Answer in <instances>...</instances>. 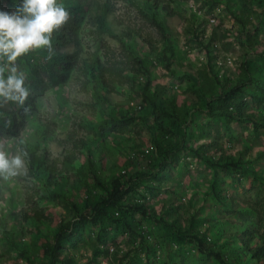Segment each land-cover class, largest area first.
I'll use <instances>...</instances> for the list:
<instances>
[{"label":"rangeland","instance_id":"obj_1","mask_svg":"<svg viewBox=\"0 0 264 264\" xmlns=\"http://www.w3.org/2000/svg\"><path fill=\"white\" fill-rule=\"evenodd\" d=\"M57 2L69 19L52 33L51 51L32 50L17 59L29 96L24 106L0 98V145L11 158L19 155V142L34 144L58 163L66 150L73 169L64 185H48L24 169L7 181L0 178V264H42L41 243L67 220L72 234L62 253L70 261L56 264H219L197 251L190 234H199L228 264H264L241 246L247 227L264 235V0H160L157 7L169 11L162 7L151 18L126 0ZM101 2L108 4L113 33L134 28L124 37L129 48L96 29L93 17ZM18 3L0 0V10L11 12ZM73 36L82 51H95L106 64L129 65L127 50L142 58L149 94L163 105L160 121L169 131L162 133L141 98L145 75L125 69L121 84L111 76L115 84L105 91L79 76L77 58L75 68L64 70L54 53L68 58ZM231 86L241 88L232 102H240L255 122L208 114L207 100H219ZM172 143L174 159L157 169ZM217 156L220 164L239 162L219 166L209 159ZM139 170L151 175L123 202L147 203L150 216L111 209L96 222L75 217L71 202L81 209L103 193L111 177L124 182Z\"/></svg>","mask_w":264,"mask_h":264},{"label":"trees","instance_id":"obj_2","mask_svg":"<svg viewBox=\"0 0 264 264\" xmlns=\"http://www.w3.org/2000/svg\"><path fill=\"white\" fill-rule=\"evenodd\" d=\"M126 1L130 4H133L137 8L141 5L142 7H140L139 9L141 11L144 10L150 18L154 16V12L161 11L162 7L164 10L167 9V12L169 11L167 7H157L158 3H160V0H145V3L142 2V4H140V2H137V0ZM96 6H98V9H96L98 13L93 17V21L96 25V29H98V32H105L107 34H110L114 38L121 39L123 41V43H120L121 46L123 48H129V45L124 40V37L129 38L135 32L134 28L125 26L121 30L120 34L113 33L109 29L106 21V15L109 11L108 4L106 2H101L97 3ZM234 18L242 21L240 17L234 16ZM63 37L64 35L62 34V43L65 41ZM70 39L75 44V49L71 51L68 58H64L60 51H55L54 53V56L58 57L59 60L62 59L65 63V66L63 67L64 70L75 68L73 64L77 63L74 62L75 58H77L81 61L82 64V66H77V68H75V70H78L79 76L81 75V77L85 81L92 80L94 83L98 84L99 89L105 91H110V89L113 88L114 82L111 76L116 77L115 83L118 82L119 84H121L120 77H124L121 72L125 69H127V71L131 72L132 74L140 73V75H145L140 87L141 98L143 101L147 102L150 105L154 122L159 129L163 130L162 133L169 131V129L166 128L165 125L163 126L160 121V116H162L164 113L163 105L156 104V100H154L149 94V71L144 66L142 58H135L134 56H132V53L126 49L128 52V56L131 59V63H129V65L125 64L126 66H123L124 64L122 65V63H120L121 65L119 66H115L111 63L106 64V62L100 59L99 55L95 51H82L81 47L78 44V41L74 36ZM165 48L163 49L161 56L164 60L165 67H168L169 57L166 54ZM240 89L241 88L239 86H231L227 90L223 91L222 97L219 100L212 98L208 99L205 104L208 114L211 116L223 117L225 119H235L238 120V122H245L249 119L253 120V117L250 116V114L244 113L239 108L241 104L240 102H232V99L240 92ZM192 90L194 92H197L196 87L194 89L192 88ZM253 121L255 122V120ZM261 125L264 126V123H262ZM11 133L16 135L17 132L13 131ZM165 149H167L166 152L158 160L157 169H161L164 165L171 162L176 155L177 147H175L173 143L166 144L164 150ZM18 151L19 155H21V157L24 159L26 170L30 172L35 178L40 179L44 177L45 183L48 185L50 183L58 185L67 184V173L73 169L72 154L70 155L66 150H63L62 160L58 163L56 159L50 157L46 151L36 149V146L34 144L19 142ZM25 152L27 153V156H24ZM203 153L204 151L201 152L200 156H203ZM209 159H213L219 166H222L226 163L228 165H234L239 162L238 159L234 160L230 158L227 160V162H223V164H220L217 162L219 160V156ZM150 175L151 173L141 172L140 170L135 171L133 173V176L129 174L124 182H121V180L117 176L111 177L108 181L107 186L102 187L103 193L96 196L95 199L92 200V202L84 204L81 209L76 207L74 203H70L75 217L77 219H86L91 222H96L101 218H107L109 216L108 212L111 209L115 211L124 209L130 211L131 213H137L141 216H150V210L152 211V208L149 207L147 203L139 201H133L130 203L123 202L124 197L130 190H132V188L138 183V181L146 177H150ZM262 175L264 178V172ZM93 176L94 178H96L95 175ZM218 199H220V196H218ZM10 219L14 224H18L17 220L14 217H11ZM34 219L35 218H33V222L36 223L37 221ZM72 225L73 222L71 220L59 222L55 228L54 233L52 234V237L41 243L42 254L46 259L42 264H56L61 260L70 261V259H67V256L62 253V243L69 240L70 235L72 234ZM241 234L243 236L242 239H244V242H242L241 246L248 249V254L246 255H249L254 260L264 258V235L256 234V231L253 228L248 227L243 229ZM187 238L195 245L198 252L212 257L219 264H228L221 257L218 251L213 250L209 246L205 245L203 238L199 234H190L187 236ZM252 240L257 241V244L248 247V243Z\"/></svg>","mask_w":264,"mask_h":264},{"label":"clouds","instance_id":"obj_3","mask_svg":"<svg viewBox=\"0 0 264 264\" xmlns=\"http://www.w3.org/2000/svg\"><path fill=\"white\" fill-rule=\"evenodd\" d=\"M68 19L69 12L57 0H20L13 11L0 10V60L7 61L6 65H0V98L3 101L24 106L29 89L25 86V73L18 69L17 59L32 50L47 48L51 51L52 33ZM24 110L29 109L25 107ZM21 169L26 175L21 155L9 158L0 145V178L7 181L21 174Z\"/></svg>","mask_w":264,"mask_h":264}]
</instances>
